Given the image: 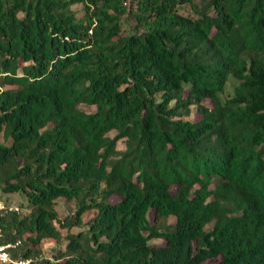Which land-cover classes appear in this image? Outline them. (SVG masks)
Segmentation results:
<instances>
[{"label":"trees","instance_id":"trees-1","mask_svg":"<svg viewBox=\"0 0 264 264\" xmlns=\"http://www.w3.org/2000/svg\"><path fill=\"white\" fill-rule=\"evenodd\" d=\"M0 183L30 264H264V0H0Z\"/></svg>","mask_w":264,"mask_h":264},{"label":"rangeland","instance_id":"rangeland-1","mask_svg":"<svg viewBox=\"0 0 264 264\" xmlns=\"http://www.w3.org/2000/svg\"><path fill=\"white\" fill-rule=\"evenodd\" d=\"M201 0H197V2H200ZM77 10L81 11L83 8V5H78L75 7ZM193 14V13H191ZM125 23L128 26V23L130 26H135V23L132 20H127L125 19ZM236 84L235 81L232 80L231 84L228 85L227 87V92H225L226 96H229L233 92V85ZM81 108L87 112V113H94L96 111V107L94 106H87V105H82ZM187 120L195 121L197 119V111L196 108L193 107L191 109V115L187 118ZM117 135V132L113 131L109 134L110 137L114 138ZM118 149L119 150H124L125 149V144L123 141H120L118 143ZM6 199L9 200V202L13 206H18L20 207V213L19 215L22 217H25L30 214V210L27 208V198L23 196L22 194H6L5 195ZM113 202L118 201L116 197L111 198ZM55 210L58 213V219L61 221H65L66 218H70L73 215L76 214L78 207L76 204L75 200H68L66 198H60L56 201L55 205ZM94 212L86 213L83 215V224L82 226L79 227H74L72 229H67V228H62L60 224L57 223L58 228L60 229L63 239L61 242H56L53 239H47L44 242H42L38 247L37 250L40 253L39 258L41 259H54L59 252H64L67 249L68 246V235L69 234H78L79 232H85L87 230V225L86 223L88 220L93 217ZM213 227L212 225L208 226V230H211ZM23 245H20L22 247ZM219 259L217 260H208L202 264H218Z\"/></svg>","mask_w":264,"mask_h":264},{"label":"built area","instance_id":"built-area-1","mask_svg":"<svg viewBox=\"0 0 264 264\" xmlns=\"http://www.w3.org/2000/svg\"><path fill=\"white\" fill-rule=\"evenodd\" d=\"M3 191V186L0 183V219L10 214L20 213V207L13 206L9 200L6 199ZM5 231L0 225V264H30L28 260H17L12 256V250L16 249L21 243H5Z\"/></svg>","mask_w":264,"mask_h":264}]
</instances>
